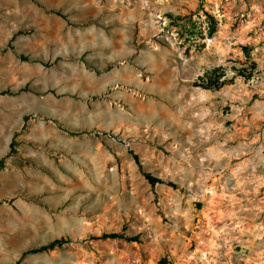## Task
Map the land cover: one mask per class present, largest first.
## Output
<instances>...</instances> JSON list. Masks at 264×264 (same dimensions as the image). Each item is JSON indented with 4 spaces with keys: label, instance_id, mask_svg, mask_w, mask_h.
Masks as SVG:
<instances>
[{
    "label": "rangeland",
    "instance_id": "obj_1",
    "mask_svg": "<svg viewBox=\"0 0 264 264\" xmlns=\"http://www.w3.org/2000/svg\"><path fill=\"white\" fill-rule=\"evenodd\" d=\"M19 259L264 264V0H0V264Z\"/></svg>",
    "mask_w": 264,
    "mask_h": 264
},
{
    "label": "trees",
    "instance_id": "obj_2",
    "mask_svg": "<svg viewBox=\"0 0 264 264\" xmlns=\"http://www.w3.org/2000/svg\"><path fill=\"white\" fill-rule=\"evenodd\" d=\"M243 75H245V73H241ZM225 83V81L221 82V83H217L215 85H206V87H213V88H219L220 86H222L223 84ZM71 133H74L71 131ZM75 134V133H74ZM145 176L147 178V180L150 182L151 185H156L157 183H167L169 185H173V183L171 181H165L164 179L160 178V177H157L151 173H148V172H145ZM110 237V236H115V235H109V234H104V235H101V237ZM65 242V240L63 239H54L52 241H50L49 243H46V244H43L39 247H36V248H32V249H29L27 251H25L23 254H27V253H33V252H39V251H45V250H50V249H53L55 248L56 246H60L62 245L63 243ZM7 264H27L26 262L24 261H21L20 259L15 261V262H12V263H7Z\"/></svg>",
    "mask_w": 264,
    "mask_h": 264
}]
</instances>
